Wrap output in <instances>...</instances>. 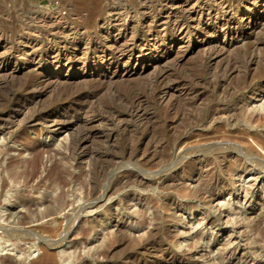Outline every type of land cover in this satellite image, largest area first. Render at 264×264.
Returning <instances> with one entry per match:
<instances>
[{
    "label": "rangeland",
    "instance_id": "374dc122",
    "mask_svg": "<svg viewBox=\"0 0 264 264\" xmlns=\"http://www.w3.org/2000/svg\"><path fill=\"white\" fill-rule=\"evenodd\" d=\"M127 2L0 0L3 74L13 76L17 64L31 69L36 62L43 72H55V65L47 64L51 47L70 52L75 42H89L85 56L72 58L74 68L60 72L62 80L72 81L83 63L99 61L102 24L116 16L124 20L132 7ZM263 3L255 5L259 14ZM53 14L62 17L61 28L42 18ZM137 21L133 35L142 38L145 24ZM23 37L36 40L35 48ZM24 46L37 53L34 62L21 54ZM232 50L224 61L232 75L224 68L210 73L198 48L184 59L172 76L184 83V91H175L171 107L153 100L151 68L132 75L128 85L98 90L62 83L68 87L53 94L43 92L29 69L24 74L30 76L0 77V114L27 102L29 113L98 119L82 145L88 130L71 122L47 128L40 121L12 138L0 136V205L11 196L0 217V243L36 249L20 262L3 250L0 264H59L57 257L64 253L71 254L69 264H264V21ZM80 93L89 95L78 98ZM136 93L143 101L134 116L126 112ZM247 105L263 109L245 112ZM133 174H145L146 180L154 176V184L134 186ZM239 178L246 185L239 187ZM107 187L110 193L98 200ZM47 207L53 210L36 216ZM97 245L95 254H86ZM47 251L48 262L43 259Z\"/></svg>",
    "mask_w": 264,
    "mask_h": 264
},
{
    "label": "bare ground",
    "instance_id": "6f19581e",
    "mask_svg": "<svg viewBox=\"0 0 264 264\" xmlns=\"http://www.w3.org/2000/svg\"><path fill=\"white\" fill-rule=\"evenodd\" d=\"M127 1L131 2L132 7H131V11L126 12L124 20L120 19L119 16L118 17L116 16L114 20L111 21L108 19L106 22L102 24L103 26L101 27V32L105 35V37L103 38L104 47L102 46L103 48H102L101 56H99L98 58L99 61L97 62L94 60L95 61L94 64L81 63L82 64V67L80 66L81 72H74L73 74H75V76L74 75L73 76L75 78L73 77L72 81L68 82L67 80H62L63 78H60L61 77L60 72L61 70L64 69L68 71L74 68L75 63L72 62L73 57L79 59L78 57L79 54L82 56H85V54H87L89 48L88 46L89 42L86 43L84 40H83L84 42L77 41L74 44L71 42L74 46L70 50V52L67 51L66 49H62V47L50 48L47 57V64L55 65L54 68L55 72H53V70L43 72V70L40 69V65L38 64L39 62H36L37 64L31 69H29V67H27L26 64L24 63H22L21 65L17 64L16 68L13 69V76L11 75V73L3 74L6 63L2 61L4 58L3 59L1 58V52H0V77L4 78L2 76L5 75V77L9 76L10 80H12L11 77L14 78L15 76H17L15 75V72H19V73L23 72L22 74H24V72L29 69L30 70L29 74L35 77L36 82H38L37 84L43 85L42 86L43 92L47 94L48 93L53 94L56 90H59L62 87H66V88L68 87V86H63L62 83L63 84H70L71 82L81 83L84 85L85 88H89L94 85V87L96 86L95 88H98V90L104 88H111V87L113 88L117 86L128 85V83H131L130 80L132 79L129 78L132 75L139 74L140 72H142L144 68L145 69L151 68V70L153 71L151 75L152 77L151 83H153V86L149 89H150V94L153 97V100H156L159 104H164L167 107H171L176 97L174 95L175 91L176 90L184 91L183 88L184 83L181 80H177L172 77L176 72H179L181 70L182 61L184 59L189 58L193 53H195L196 48H198L202 53L201 59L205 61L206 67L209 71L211 69L216 70L217 68H224L223 70H226L229 73V75H232L234 73V70H232L231 68L227 70V66L224 64V61H226L227 57L230 55V53H232L231 51H233L232 49L235 46V44L239 43L240 40H244L245 38L250 36L253 33V30L260 23H262V21H264V3L261 5L262 8L260 14L257 13V11H255V7H256L255 5L257 4L258 0H240L242 2L241 4H239V1L236 3V1L234 0H127ZM178 14H181L182 16L179 17L177 16ZM42 18L44 19V21L50 23L51 26L57 29L59 28L62 21V17H60L58 14H53L51 16H46V17L43 16ZM138 19H140L142 23L145 24L144 34L141 33L143 34L142 38H136L133 35L134 30L138 25V21H137ZM61 30L67 32L71 31L70 28H65V27L62 28ZM25 38L23 37V39ZM24 42H26L28 47L31 46V48L37 45V41L30 37L28 39L26 38ZM193 42H197L196 47L192 44ZM175 43L179 44L177 48L174 47ZM5 45L3 47H5ZM26 47L27 46H24L21 49L22 51L21 54L25 57V60L27 62L32 63L36 60L37 53L35 54L34 52H32L31 51L32 49H30L31 52L29 51L27 52L26 51L27 49H25ZM136 48H138L139 50L137 51V54H134L133 50ZM0 50H2L1 46H0ZM4 51L6 52L7 50L5 49ZM4 51H2L3 52L2 54L5 53ZM22 55L21 57H23ZM124 58H126V60L122 61V59ZM251 60L249 61L250 63ZM28 72L29 71H27V73ZM227 72L224 71L223 72L224 74L222 72L220 73L225 75L227 74ZM210 73L212 72L210 71ZM46 76L48 78L44 79V77ZM86 94L89 95V93H85V94L80 93L77 95V97L79 98ZM125 100L126 99H124L123 101ZM142 101L143 99L141 95L136 93V95L131 97L129 101L130 103L129 109H127L126 113H128L129 115L137 116L141 110ZM31 102L32 101H30V103ZM27 104H28L27 102H22L19 105H17V108L14 111L12 108L10 112H8L7 114H0V136H3L4 138L6 136L7 137L6 139H9L8 137L12 138L16 131L37 124L40 121L41 124L44 123L46 125L45 127L47 128L48 127L52 128L53 126L63 127V125H65L68 122L74 123L76 125L81 124L82 126H85L88 132L86 131L87 134L80 138L79 145L85 143L94 134L93 132L94 126L92 125V123L98 121L96 117L86 118V117L78 116L76 118L75 116L76 119L68 120L67 113L58 114L55 116L45 115L39 112L37 114L31 112L29 113L27 112L26 109ZM243 109L245 112H253L256 110L260 111L263 109V107L261 105L251 106V107L247 105L244 106ZM88 114L89 113H87V115ZM36 161H37V157H34L32 162H36ZM140 175L133 174L134 178L136 179L135 180L136 183H132V185L134 186L136 185L139 187H144V186L146 187L148 185L154 184L153 181L154 176L150 177L149 180L148 179L146 180V178H143L145 174L142 177ZM237 181L239 187H243L244 185H246V182L244 181H242L241 184L240 178L237 179ZM122 184H124L125 186V184L126 185L129 184V182H122ZM91 191L93 192V188ZM109 193L110 190L108 189V187L104 188L103 192L98 197L99 198L98 200L105 199ZM79 200H80L79 197H75L74 203H78ZM225 201L226 200H223L221 204H224ZM96 202L98 201H94V203ZM1 203L2 204L0 205V217L2 216L1 214L4 212V210L8 209L9 204L11 203V196L6 197ZM40 207H42V205ZM51 210H53V208L50 207H47L44 210H38L36 211L37 212L36 216H43L44 214L51 212ZM79 211L80 208L76 210V212ZM118 232L121 231L118 230ZM100 245H97L95 247H88V248L86 247L87 248L86 254H95L98 251ZM207 246L208 244L206 245V247ZM3 250H7V251L9 250L11 252L9 256L13 257L16 261L19 262L22 258L21 256H25L27 258L31 256L33 252L36 251L34 244H30L20 250L16 248V246H13L12 244L0 243V252ZM70 255L65 253L59 254V256L57 257L58 263L69 264L72 260V257ZM50 258H51V254L48 251L43 253V259L45 261L47 262L50 261Z\"/></svg>",
    "mask_w": 264,
    "mask_h": 264
}]
</instances>
